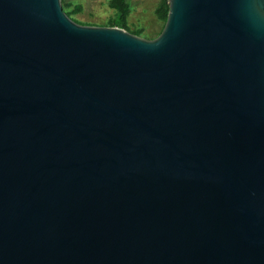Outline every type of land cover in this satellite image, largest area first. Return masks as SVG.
<instances>
[{
  "label": "water",
  "instance_id": "obj_1",
  "mask_svg": "<svg viewBox=\"0 0 264 264\" xmlns=\"http://www.w3.org/2000/svg\"><path fill=\"white\" fill-rule=\"evenodd\" d=\"M168 7L0 0V264H264V0Z\"/></svg>",
  "mask_w": 264,
  "mask_h": 264
},
{
  "label": "rangeland",
  "instance_id": "obj_2",
  "mask_svg": "<svg viewBox=\"0 0 264 264\" xmlns=\"http://www.w3.org/2000/svg\"><path fill=\"white\" fill-rule=\"evenodd\" d=\"M69 5L63 9L69 12L70 18L80 24L106 25L109 18L115 16V10L110 8L107 0H63ZM130 4V14L128 16V31L134 27H143V37L153 38L162 27L154 14L157 0H128ZM120 27V26H119ZM148 32V34H146Z\"/></svg>",
  "mask_w": 264,
  "mask_h": 264
},
{
  "label": "trees",
  "instance_id": "obj_3",
  "mask_svg": "<svg viewBox=\"0 0 264 264\" xmlns=\"http://www.w3.org/2000/svg\"><path fill=\"white\" fill-rule=\"evenodd\" d=\"M107 2H108L109 7L115 10V16L113 18H109L106 22V25L120 26L128 30L129 25H128L127 20H128L130 11H131L129 1L128 0H107ZM61 3H62V7L69 5L67 2H64L63 0H61ZM168 8H169L168 0H157V4L154 8V14L156 15L157 19L162 22L163 25L155 36H157L161 32L164 26V23L167 18ZM66 13L67 15L70 16L69 12H66ZM130 32L140 35L144 33V29L143 27L137 26V27H134ZM146 34H148V32ZM150 37H147V38H150Z\"/></svg>",
  "mask_w": 264,
  "mask_h": 264
}]
</instances>
